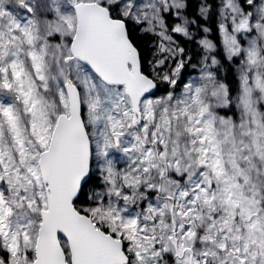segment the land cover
<instances>
[{"label":"snow or ice","instance_id":"snow-or-ice-1","mask_svg":"<svg viewBox=\"0 0 264 264\" xmlns=\"http://www.w3.org/2000/svg\"><path fill=\"white\" fill-rule=\"evenodd\" d=\"M0 264H264V0H0Z\"/></svg>","mask_w":264,"mask_h":264}]
</instances>
